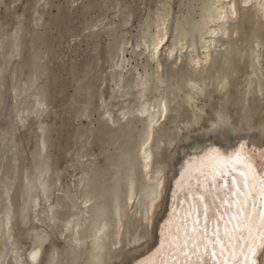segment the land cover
Returning a JSON list of instances; mask_svg holds the SVG:
<instances>
[{
  "label": "bare ground",
  "instance_id": "6f19581e",
  "mask_svg": "<svg viewBox=\"0 0 264 264\" xmlns=\"http://www.w3.org/2000/svg\"><path fill=\"white\" fill-rule=\"evenodd\" d=\"M44 3L33 0L29 8L39 13ZM203 11L196 41L184 33L169 35L164 10L157 13L154 29L143 31L137 56L135 48L125 54L126 46L113 55L110 67L117 76L109 78L107 93L104 83L97 102L90 99L79 114L70 113L88 122L80 121L82 146L71 154L77 161L70 160L69 168L66 164L70 171L64 177L55 172L52 178L48 171L49 124L43 119L48 103L40 73L19 81L12 65L19 53L11 50L7 58L13 61L0 77V120L8 97L16 106L11 124L0 121V159L15 154L11 173L0 180V264H144L160 248L162 232L170 231L169 239L175 236L192 196L202 191L206 176L210 182L214 166L243 152L257 176H264V0H207ZM245 18L251 29L246 38ZM21 22L9 26L14 46ZM141 55L150 73L138 69ZM164 65L183 73L182 79L162 75ZM123 70L136 75L124 87L119 80ZM92 110L97 117H91ZM95 121L107 124L101 128L110 146L116 143L114 127L134 142L133 161L114 176L107 192L93 184L103 173L95 171V161L104 153L92 148ZM137 125L141 129L133 133ZM232 166L243 170L235 161ZM114 170L118 175L116 164ZM252 243L248 238L244 244ZM248 247H236L237 260H244L239 253Z\"/></svg>",
  "mask_w": 264,
  "mask_h": 264
},
{
  "label": "rangeland",
  "instance_id": "374dc122",
  "mask_svg": "<svg viewBox=\"0 0 264 264\" xmlns=\"http://www.w3.org/2000/svg\"><path fill=\"white\" fill-rule=\"evenodd\" d=\"M80 1L45 0V3L38 7L39 13H33V9L29 8L33 0H0V77L4 76L5 73L1 69L8 66L12 60V58H9L10 60L7 58L11 50L19 53L13 59L14 61L12 60L14 62L12 65L13 68L16 67L15 72L19 81L30 77L34 72L40 73L39 86L44 89L48 103L43 119L49 124L46 155H48V164L51 168L46 169H48L49 173L51 172L50 177L52 176V178L53 176L55 177L56 173H60V176L65 175L66 172L64 171H67L69 165L73 163L72 160H76L74 157L75 153L72 157L71 154L82 146V141L79 139L82 137L80 121L82 123H87L88 121L87 118L82 120L74 119L73 115L76 111H79V114L82 110L81 107L89 102L90 99L93 102H97L100 92L103 93L105 91L104 94L107 93L108 84L111 85L113 82L109 81V78L117 76V70L112 69L110 65L113 62V55L116 52H120V47L126 46L125 48L128 51L125 54L127 55H131V50L135 48L132 52L133 56H137L139 51L137 43L140 42L143 31L145 29H154L153 24L157 13L164 10L168 16L167 29L171 33L169 35L184 33L188 39L196 41L199 37V19L207 4V0H84L82 3ZM26 8L29 12H27ZM24 11L28 14L23 13ZM25 14L28 15V17L26 15L27 20L25 19ZM37 16L39 20L38 24H35L33 23L34 20H31ZM246 19L243 25L246 24ZM96 21L99 23L97 28L88 29V25ZM14 22L22 23V28L16 31L20 34L18 46H14V31L11 30L12 27H9L14 25ZM245 26L243 32H246H242V37H245V34L246 37H249V33H251L249 22ZM137 62L140 63L138 69H145L146 73L152 71L143 55ZM162 69V75L164 74L167 78L175 77V80H178L183 77V73H180L179 70H172L168 65L167 68L164 65ZM170 69L172 71H169ZM176 72H179V74L176 75ZM134 73V70H123L121 72L122 77L119 80L123 87L136 77ZM105 79L107 80L105 81ZM104 83L107 86H104ZM102 86L107 90L102 89ZM101 89L103 92L100 91ZM89 96L93 98H89ZM9 99L11 98L8 97L5 100V102H8L4 103L5 108L3 111V116L7 118H3V116V119L1 118L3 121L6 120L7 123H9L16 108L14 101ZM70 113H73V115L71 116ZM97 116V111L92 110L91 117L95 118ZM71 120H74L76 124L73 122V124L71 123L72 126L69 125L68 122H72ZM1 123L3 122L1 121ZM74 124L75 127L73 126ZM94 124L97 128L94 131L96 142L92 148L104 153L95 161V171L100 168L103 173L99 178L94 179L96 181L93 180V184L97 183L100 188L95 186L98 189L107 192L109 187L113 185L114 176L122 175L124 167L130 165L133 161L134 142L127 140V135L114 127L112 132L116 138L112 141L114 143L116 141V143L114 146L113 143L110 146V140L109 143L108 139L106 140L107 142H104L108 134L107 132L104 133V128H101L106 127L107 124L98 123L97 121ZM140 127L137 125L133 133L140 131ZM111 129L109 128V130ZM116 132L122 133L118 135ZM102 137L103 139H101ZM99 143L103 144L102 147ZM104 145L108 146V148ZM125 151L128 154L124 158L123 154H125ZM10 153L5 154L4 158L2 157L3 160L2 158L0 159V167L2 168H0V180H5V174H10L14 165L12 160H14L15 156L13 157L12 155L14 153ZM28 158L26 157V159ZM28 160H25L24 155L23 162H28ZM113 163L119 168L118 175L115 173ZM66 164L68 166V168L66 167L67 169L65 168ZM2 184V181H0V190ZM108 200L110 201V199Z\"/></svg>",
  "mask_w": 264,
  "mask_h": 264
},
{
  "label": "snow or ice",
  "instance_id": "6c2138e0",
  "mask_svg": "<svg viewBox=\"0 0 264 264\" xmlns=\"http://www.w3.org/2000/svg\"><path fill=\"white\" fill-rule=\"evenodd\" d=\"M248 159L246 154L238 152L235 157L212 168L211 184L206 176L202 191L192 196L193 203L184 221L176 225L175 236L169 239L170 231L162 232L160 248L144 264H256L253 257L257 255V249L264 250V176H257ZM233 161L242 165L243 170L232 166ZM217 176L224 181L223 184L216 183ZM227 177H231L230 183ZM213 213L214 227L209 230L208 222ZM201 216L205 221L203 227ZM233 221L236 223L233 224ZM229 224H232L231 229ZM242 227L253 243L247 252L241 248L239 254L244 256V260L239 261L235 251L239 245H233L232 239L237 232L243 238ZM254 230L257 233L255 236ZM257 239L259 244L255 242Z\"/></svg>",
  "mask_w": 264,
  "mask_h": 264
}]
</instances>
